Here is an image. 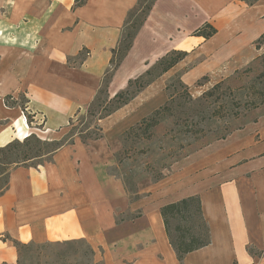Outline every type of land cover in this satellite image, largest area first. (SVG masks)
<instances>
[{
    "label": "crops",
    "instance_id": "crops-1",
    "mask_svg": "<svg viewBox=\"0 0 264 264\" xmlns=\"http://www.w3.org/2000/svg\"><path fill=\"white\" fill-rule=\"evenodd\" d=\"M137 2L86 0L74 8V0H0V148L31 134L56 140L85 111ZM185 6L203 16L193 31L209 23L216 34L207 40L189 34ZM161 37L167 47L147 60L173 50L186 57L97 121L100 139L75 138L50 161L10 171L0 193V264H18L16 243L73 241L92 250L91 264H264V114L177 160L159 181L139 185L135 196L110 172L121 134L164 100L166 75L178 72L187 86L203 77L209 83L264 52V0H157L130 55L139 50V60ZM126 63L129 77L146 70L144 60ZM19 95L34 115L31 125L20 107L5 105V97ZM189 196L200 198L210 243L180 263L160 208Z\"/></svg>",
    "mask_w": 264,
    "mask_h": 264
},
{
    "label": "rangeland",
    "instance_id": "rangeland-1",
    "mask_svg": "<svg viewBox=\"0 0 264 264\" xmlns=\"http://www.w3.org/2000/svg\"><path fill=\"white\" fill-rule=\"evenodd\" d=\"M156 1L141 0L140 6L133 13L127 25L124 26L119 46L102 79L100 85L102 93L97 95L99 98L97 104L99 102L107 103L116 93L125 90L128 80L133 81L140 77L144 81L149 79L143 72L129 77V74H126L127 70L122 69L124 62H127L126 65L129 68L134 62L144 60L146 70H150L152 74L157 73L158 70H155V66L161 57L152 60V62L147 59L167 47V42L163 37L160 38V41L152 42L141 50L144 58L141 56L137 60L138 54L135 53L139 50L130 55L134 40ZM181 10L188 15L184 19V29H190L188 32L190 34L193 32L192 28L204 21L203 16L189 14L190 10L186 6ZM165 27L168 29V26ZM128 33H131V39L127 37ZM128 42H131V47L125 51ZM167 72L154 79L150 84ZM171 73L166 75L169 77L166 78L162 86L164 100L158 106V108L168 106L166 114L159 115V122L148 132L141 129H137L128 135L125 134L128 130L123 132L120 136L121 146L114 154V164L110 168V172L126 181L127 190L131 196L137 192L139 185L154 182V178L160 173L164 176L169 167L177 160L226 137L231 131L244 127L247 123L255 121L264 114V52L248 64L230 72L229 75L209 83V78L203 77L193 85L187 86L182 83L178 72L173 71ZM114 78L118 80L116 84L112 83ZM123 84H125L124 87H122ZM216 84L217 86L214 87ZM136 88L137 85H133L130 91L133 92ZM20 102L21 97L19 95L17 103ZM156 109L145 117L151 115ZM85 113L84 111L77 114L73 118V122L84 116ZM90 119L85 117L84 123L91 122ZM67 130L68 128L57 132L53 135L54 138L60 139ZM40 139L48 141L43 137ZM37 149L46 152L51 147L40 145V148ZM42 160L34 159L28 164L35 165ZM10 168L11 166H7L4 169L10 170ZM2 169L3 167L0 165V173H2L0 186L2 182L7 180L6 172L3 173ZM88 250V246L81 241L71 245H64L63 243L31 245L20 249L19 264H90L91 254Z\"/></svg>",
    "mask_w": 264,
    "mask_h": 264
},
{
    "label": "trees",
    "instance_id": "trees-1",
    "mask_svg": "<svg viewBox=\"0 0 264 264\" xmlns=\"http://www.w3.org/2000/svg\"><path fill=\"white\" fill-rule=\"evenodd\" d=\"M86 0H74V8L81 7L85 4ZM141 0H138L137 5L128 12L127 18L124 22V26L127 25L129 19L133 13L140 6ZM216 29L209 23H203L200 27L196 28L191 35L202 37L205 40L213 37L216 34ZM123 33V32H122ZM127 37L131 39V33L127 34ZM121 40V39H120ZM120 43V42H119ZM119 46V45H118ZM117 46V47H118ZM111 51L112 57L116 52V49ZM131 47V42H128L125 46V51H128ZM81 55H83L81 53ZM187 53L184 51L173 50L162 56L156 63L155 70L157 73L152 74L150 70H146L144 75L149 77L148 80L144 81L142 77L136 78L135 80H128L127 88L116 93L110 101L107 103H96L99 98L98 94L102 93L101 87L98 89L94 99L86 106L85 115L78 118L75 122L73 120L69 121L67 126L68 130L64 136L60 139L53 141H45L40 139L35 134H31L24 138L22 141L14 140L7 145L0 148V165L3 167V173L6 172V182H2L0 186V192L5 190L8 186V179L10 171L18 166H32L36 167L43 164V162H48L52 159L53 154L65 145L73 144L75 138H78L83 143L88 141L98 140L102 137V130L97 126V121L104 119L105 117L111 115L122 106L128 104L136 95L146 86H148L154 79L166 73L172 69L177 63L186 57ZM80 57V56H79ZM84 56H82L83 59ZM110 60V64L112 61ZM105 76V75H104ZM102 82V81H101ZM181 85H183L180 82ZM137 85L136 90L130 91L132 86ZM217 84L214 86L216 87ZM213 87V88H214ZM5 105L7 106H18L22 109L26 122L30 125L33 123L34 115L27 114L25 111V98L21 95V102L17 103L11 96H7L4 99ZM168 111V106H162L156 109L148 117L142 118L135 126L128 129L125 134H130L137 129H141L144 132H148L152 127L156 126L159 122V115H165ZM85 117L91 118V122H85ZM83 123V125H82ZM81 126V127H80ZM80 127V128H79ZM220 138L221 139H224ZM219 140V139H218ZM40 145L51 147L50 150L43 152ZM40 160L41 162L33 164H28L32 160ZM11 166L10 170H5L4 168ZM1 170V171H2ZM8 171V172H7ZM2 173H0V176ZM118 177V176H117ZM163 175L160 173L154 178V182L159 181ZM121 179V177H118ZM123 185L127 189L126 181L121 179ZM128 191V190H127ZM136 193V192H135ZM135 193L133 196H135ZM160 215L163 220V225L165 228V233L169 240V243L175 253L177 260L181 263L185 255L188 253L197 251L201 248L206 247L210 243V235L207 223L202 215L201 201L198 196H189L183 198L179 201L166 204L160 208ZM80 241L65 242L64 245L76 244ZM19 252L20 249L27 248L26 245L15 244ZM89 253L92 255V250L88 247ZM19 264V261H18ZM91 264V263H90Z\"/></svg>",
    "mask_w": 264,
    "mask_h": 264
}]
</instances>
